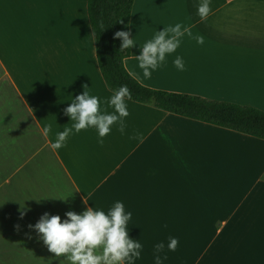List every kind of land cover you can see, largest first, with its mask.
<instances>
[{
  "label": "crops",
  "instance_id": "0c3cea01",
  "mask_svg": "<svg viewBox=\"0 0 264 264\" xmlns=\"http://www.w3.org/2000/svg\"><path fill=\"white\" fill-rule=\"evenodd\" d=\"M198 2L134 0L127 73L151 89L264 112V0H211L203 21ZM86 4L0 0V227L20 210L28 223L45 212L63 220L119 200L132 212L129 236L143 246L135 264H154L153 246L169 236L179 243L165 247L163 264H264L263 140L126 100L124 133L113 125L100 144L94 129L82 130L51 148L44 126L70 127L64 109L85 85L105 100L114 93L99 71ZM176 23L203 44L186 35L144 78L139 47Z\"/></svg>",
  "mask_w": 264,
  "mask_h": 264
},
{
  "label": "clouds",
  "instance_id": "9594fccd",
  "mask_svg": "<svg viewBox=\"0 0 264 264\" xmlns=\"http://www.w3.org/2000/svg\"><path fill=\"white\" fill-rule=\"evenodd\" d=\"M210 3L211 0H199L196 15L201 21L208 17ZM130 35L128 31L114 33L113 39L121 41L119 51L137 46L133 38H129ZM186 35L198 45L204 42L202 35H193L189 27L176 23L164 26L162 31L156 30L152 38L139 47V55L135 56L144 78H151L152 72L166 64L167 57L176 52ZM172 65L177 71L185 70L183 58L179 55L172 60ZM89 88L85 85L83 93L72 97L64 109V115L70 119V127H64L61 131L54 130L51 124L44 126V135L52 133L54 136L51 143L53 150L62 148L68 137L79 134L82 130L94 129L100 144L103 143V138L110 134L113 125H118V131L124 133L125 118L129 115L126 99L130 98V92L127 86L121 85L106 100L90 94ZM104 103L112 111H105L101 107ZM137 138L138 135L130 137ZM70 196L48 199L66 202ZM24 214L25 212L21 211V218ZM64 215L62 220L59 215L45 212L34 225H28V228L36 233L38 242H42L47 251L54 254L48 259V264H53L54 260H59V264H135L136 260L140 259L143 246L139 239L129 236L128 224L132 212L125 210L122 201H115L107 211L89 207L81 214L68 211ZM14 227L19 228L18 225ZM178 243V238L173 236L168 237L167 245L164 241L156 243L153 246L154 264H163L167 259L166 254L162 255L165 247L168 251H175Z\"/></svg>",
  "mask_w": 264,
  "mask_h": 264
},
{
  "label": "trees",
  "instance_id": "16d2710c",
  "mask_svg": "<svg viewBox=\"0 0 264 264\" xmlns=\"http://www.w3.org/2000/svg\"><path fill=\"white\" fill-rule=\"evenodd\" d=\"M133 2L87 0V17L94 38L96 60L106 87L114 92L125 85L130 92V98L126 100L152 103L164 112L264 141V112L256 108L151 89L127 73L124 61L130 56L131 48L119 51L121 41L113 39V36L117 31L129 32Z\"/></svg>",
  "mask_w": 264,
  "mask_h": 264
},
{
  "label": "rangeland",
  "instance_id": "374dc122",
  "mask_svg": "<svg viewBox=\"0 0 264 264\" xmlns=\"http://www.w3.org/2000/svg\"><path fill=\"white\" fill-rule=\"evenodd\" d=\"M21 211L25 212L22 218ZM28 219L27 210H20L14 224L13 216L3 217L0 227V264H48V259L54 255L47 251L42 242H38L36 233L28 228V225L38 221L37 218L29 223ZM16 225L18 229L14 227ZM53 264H59V260H54Z\"/></svg>",
  "mask_w": 264,
  "mask_h": 264
}]
</instances>
